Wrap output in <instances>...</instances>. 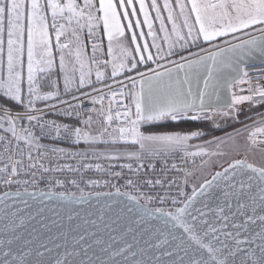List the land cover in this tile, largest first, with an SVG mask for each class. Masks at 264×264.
<instances>
[{"label":"snow or ice","instance_id":"obj_1","mask_svg":"<svg viewBox=\"0 0 264 264\" xmlns=\"http://www.w3.org/2000/svg\"><path fill=\"white\" fill-rule=\"evenodd\" d=\"M133 0H0V53L3 52L4 35L7 36V63L6 66L0 61V99L15 104L18 108L13 111L8 105L0 104V161L4 159L3 153H8L4 167L0 168V179L8 173L13 177V183H19L16 177L20 173L30 176V181L25 183H37L47 181L53 187H61L63 183L71 184L75 187L83 181L86 186H90L94 181L85 179L84 173L92 169V165L87 161L91 159L108 160L107 169L109 175L115 179H123L125 186L139 189L143 183L153 185L152 180H145L141 176L145 163L149 168L154 169L152 160L159 156L183 154L181 158L187 156L201 155L189 151V141L203 135L200 131H193L190 134H164V135H144L140 131L141 123H151L154 121L171 118L191 120H212L216 123V118L238 119V105L249 102L253 106L264 104V84L260 81L264 79V67L256 70L254 75L249 74L247 62L254 60L257 56L264 57V0H164V11L168 12L167 20L172 24V33L176 39L169 43V51L161 55L162 47L155 43L143 48L137 46L131 53L129 59L130 44L127 43V31L134 28H141L137 22L135 26L128 24L127 28L122 25L123 20H129L130 14L125 11L120 15V9L132 7ZM140 13L144 16L143 24L147 25L151 36L153 23L149 12L146 10L145 0H139ZM152 11L156 13L155 20L161 21L160 31H165V25L161 16V9L157 0H152L150 5ZM179 9V17L183 18V25L178 31L177 16L175 10ZM133 11L131 16H136ZM195 17L194 22L192 17ZM103 29V37L108 40V58H103V53L97 56L95 53L100 50V45L95 38L98 30ZM198 26V28H197ZM187 29V34H183V29ZM87 29V39L92 43L93 55L88 58L89 72L85 73V48L84 31ZM240 35H236V34ZM55 36L56 43L53 46L52 36ZM232 36L238 43L232 44L231 40L224 41L225 47L219 44L212 45L217 37ZM241 36L248 37L242 39ZM102 37V38H103ZM101 38V39H102ZM144 38V33L140 36L135 34L131 37L132 44H138ZM207 42L215 51L201 47V51L206 55L195 54L198 59L189 61L201 63L211 60L208 68V77L205 78L204 87L198 92H194L189 77L185 76L183 84L180 81H164L161 79L162 73L155 69H149L154 75L147 77L152 83L145 88L146 74L139 71L140 64L148 61L164 59L166 56L181 55L175 49L187 50L190 47L199 46V41ZM168 42V38H166ZM183 42V43H181ZM191 42V43H189ZM27 47V77H24V61L22 59ZM150 47L157 48V55H148ZM116 49H119L117 53ZM139 54L140 59H135ZM57 55L59 56L60 77L52 79V69ZM74 58V59H73ZM182 59H187L181 55ZM264 63V62H262ZM103 64L104 73L97 71L96 81L103 83L106 79L108 67L111 66V77L115 78L120 73H128L136 70L140 80L128 76L130 87L125 94L130 104L123 105L122 113L113 114L111 103L105 110L103 101L106 94H101L102 89L92 87L91 65ZM234 65H239L238 78L233 82V87L239 84H247L248 95H237L233 91L231 104L213 109L206 106V97L210 95L209 89L212 87L209 81L213 78V72H223L232 70ZM180 69L184 64H177ZM70 69V71H69ZM77 72L79 77L77 80ZM60 78L63 79V94L59 90ZM139 85V88H137ZM184 85H187L185 87ZM86 87H92L96 96L91 92H86ZM110 87V85H105ZM125 87H128L125 85ZM49 89L43 91L42 89ZM77 93L85 98H90L93 107L83 109L73 106L64 96H72L79 99ZM43 104V107L40 106ZM97 104L99 108L95 107ZM66 105V106H64ZM132 106L135 112H132ZM60 115L69 121L58 122L49 120L47 115ZM257 133L261 134V139H257ZM237 135H240L239 130ZM54 140L63 141L77 148L81 144L85 146L80 151H65L63 148H46L42 141ZM231 141V142H230ZM213 143V142H210ZM218 148H227L229 153H239L245 151L259 150L264 153V127L257 128L248 133L247 143L241 145L230 135L228 140L218 139L214 141ZM105 146L104 151H98L101 146ZM219 154V153H218ZM203 155H209L204 152ZM75 160L76 164H60V160ZM48 160V163H45ZM55 164L49 166L52 161ZM125 160L128 163L120 164V171H111L115 165L112 161ZM25 161L27 164L25 165ZM176 167L175 164L172 165ZM96 170L105 171L100 164L95 165ZM127 169V172L124 170ZM232 175H247V180L239 181V188L231 185L233 191L224 192V196L237 195L240 197L251 196L255 202L253 190L249 187V181H258L256 188L259 189L256 195L264 210V164L256 166L249 163L247 159L235 160L234 163L225 168L223 173L217 172L210 181H205L199 185V189L194 187L192 196L185 200L176 197L172 198L175 206L173 212H165L162 209H155V212L164 219L165 228L168 230L172 240L177 242L176 247L185 254L193 253L188 264H264V215L259 216L262 227L257 236L261 243L258 255L255 249L251 248L249 241L248 248L241 247V241L234 239V243L228 242L231 233L225 234V239L221 240L215 235V229L209 226L205 228L193 215L189 209L192 201L197 196H211L210 189L219 178H228L229 170ZM49 173H72L67 175L62 182L59 177L49 176ZM188 173H185L187 175ZM79 176V180L76 176ZM162 181L157 179L156 185ZM175 181L169 182V187ZM7 195V194H6ZM54 193L49 190L47 196L51 198ZM63 198V193L59 194ZM179 196L184 193L180 191ZM82 198V197H81ZM129 200L136 199L128 196ZM161 202L164 198L160 197ZM27 203V201H25ZM183 206H179V205ZM245 204H240L244 208ZM131 211V208H129ZM199 212L200 210L197 209ZM223 212V208H220ZM152 210H147L146 214L151 215ZM201 215L204 213L201 212ZM255 223L251 217L245 221ZM23 223V222H21ZM174 230H182L176 232ZM84 239L83 236L80 237ZM207 241V242H206ZM215 241V243L213 242ZM11 244V241H9ZM91 247V246H89ZM45 249V251H41ZM50 252L46 245L41 243L38 248L32 250L35 260L28 259L29 253L21 252L19 259L13 254V250L4 252V261L0 264H9L8 257H11V264H53V262L43 259L45 252ZM107 253V249L104 250ZM87 256V250L84 253ZM66 256L73 255L65 250ZM228 257H231L229 259ZM98 264L105 262L97 258ZM55 264H69L67 259H55ZM73 264L75 262L73 261ZM81 264H84L81 261ZM87 264H93L89 257ZM111 264H115L114 261ZM183 264V261L181 262Z\"/></svg>","mask_w":264,"mask_h":264},{"label":"water","instance_id":"obj_2","mask_svg":"<svg viewBox=\"0 0 264 264\" xmlns=\"http://www.w3.org/2000/svg\"><path fill=\"white\" fill-rule=\"evenodd\" d=\"M235 160L244 159H232L201 184L212 180L217 172L223 173ZM241 179L247 180V175L233 176L230 169L228 178L222 177L214 182L209 190L211 196L198 195L189 211L197 216L201 224L207 221L203 226L214 228L215 235L221 240L225 239L226 233H231L233 235L227 238L230 244L234 243V239H239L241 247L248 248V242L251 241V248L258 255L257 245L261 241L257 233L262 227L259 216L264 215L259 196L256 195L259 191L256 188L258 181L255 178L249 181L255 202L251 196H224L225 191H233L231 185L238 189ZM47 193L38 190H8L0 193V261L5 260L3 253L10 249L17 259L21 252H27L28 259L34 261L36 258L32 250L41 243L51 249L45 252L43 259L45 262L51 260L53 264L57 258L67 259L69 264H73V261L75 264H81V261L87 264L89 257L93 264H98L97 258L105 264H111L112 261L115 264H181L182 261L188 264L193 255L191 252L185 254L176 247L177 242L172 240L165 228L166 218H161L154 210L151 215H147L149 208L138 199L129 200V195L125 193H63V198L60 193H54L49 198ZM240 204L246 206L240 208ZM221 207L223 212L220 211ZM250 217L255 223L250 221L245 224ZM65 250L73 255L66 256ZM7 259L11 264V257Z\"/></svg>","mask_w":264,"mask_h":264},{"label":"built area","instance_id":"obj_3","mask_svg":"<svg viewBox=\"0 0 264 264\" xmlns=\"http://www.w3.org/2000/svg\"><path fill=\"white\" fill-rule=\"evenodd\" d=\"M101 34L98 33L97 37L95 38V41L97 44L100 45V50L97 51L95 54L97 56H100L101 53H103V58L107 59V46H106V38L103 37ZM102 38V39H101ZM86 51L89 53V57L93 55L92 50V43L86 39ZM92 69L97 71H100L101 73L105 72V69L103 67V64L97 66L96 64L91 65ZM262 67H264V63L257 62V63H251L247 64V68L249 70L250 75H254L256 70H260ZM149 72V71H147ZM107 73H109L108 81L97 87V89H102L101 94H106L107 98L103 101V105L105 110L108 109L109 104L111 103V107L113 109V114L116 113H122L124 111L123 105L130 104L131 101L127 97V95H121V91H123L125 94L128 92V89L130 87V81L127 79L128 76L135 77L136 80H139L140 76L138 74L136 75H125L121 78L111 77V66L108 67ZM146 74V73H145ZM234 82V81H233ZM261 84H264V79L260 81ZM105 85H110V87H105ZM127 85L128 87H125ZM247 84H239L235 85L233 87V83L231 84V95H233V91H235V94L237 95H248L249 93L247 91H240V89H247ZM60 92L63 94V90L60 89ZM92 96H96L98 93L91 91ZM77 96L79 99H73L72 96H64V99L69 101L73 106H79L83 109H88L93 107L91 99L85 98L84 96H80L79 93H77ZM1 104V103H0ZM41 107H43V104H40ZM66 106V105H64ZM10 107V106H9ZM95 107L99 108L100 105L97 104ZM238 109L241 111H247L252 109H258L264 107V104H259L256 106H253L249 102H244L239 104ZM14 112L18 110L17 107H10ZM216 109V108H213ZM132 112H135L134 106H132ZM49 120H57L58 122H74L69 121L65 117L60 115H47L45 117ZM221 118V117H217ZM171 119V118H169ZM172 120V119H171ZM180 120H191V119H185V118H179L177 120L173 121H180ZM238 120V119H237ZM201 122H210L212 120H196ZM0 134H3L0 132ZM257 139H261V134L257 133ZM42 144L46 148L51 147H57V148H63L65 151H80L84 150L85 146L81 144L79 148L64 143L63 141H54V140H44L42 141ZM103 146V145H101ZM260 147H264V145H261ZM98 151H103L101 149H97ZM190 152L193 153H201V155H195V156H187L184 158H181L183 154H175V155H168V156H159L152 160V164L154 165V169L149 168L148 164L145 163L144 169L141 172V176L145 180H152L153 185H149L147 183H143L139 186V189L136 188H130L125 186V181L123 179H115L114 177L109 175V170L107 169V166L109 164L108 160H96L91 159L87 161L89 164H91L93 167L91 170L84 173L85 179L90 178L94 183H92L90 186H86V184L81 181L79 183L78 187H75L68 183H63V186L61 187H53L52 185H49L47 181H39L37 183H25V181H30V176L25 175L24 173H20L16 179L19 180V183H13V177L10 175L11 168H8V173L4 174L2 179H0V193L8 190H14V191H20V190H38V191H44L49 192L51 190L53 193H69V194H76V195H84V194H90V193H96V192H105V191H120L122 193H125L129 196H133L136 199L143 202L149 209L154 210L155 209H162L163 211H174L175 206L172 204V198L176 197L180 200H185L188 197L192 196L194 187L197 189L198 186L201 184L202 179L200 177V174L203 170V167L205 164L210 160L213 153L205 150V149H197V148H189ZM0 152H2V149H0ZM204 152L209 153V155H203ZM253 154H261L264 155V153L260 152L259 150H253L251 151ZM7 155L8 153L4 152L3 156L4 159L0 161V168L4 167L7 161ZM45 163H48V160H45ZM56 161H52L49 166H52L55 164ZM60 164L69 163V164H76L77 161L75 160H60ZM115 167L111 169V171L119 172L121 169L119 167L120 164L128 163V161L120 160V161H112L111 162ZM27 164V161H25V165ZM96 164H100L103 168H105V171H98L95 168ZM175 164L176 167L173 168L172 165ZM127 172V169L124 170ZM185 173H188L185 175ZM49 176H55L59 177L60 180L63 182L64 177L67 175H73L72 173H49L47 174ZM76 178L79 180V176L77 175ZM157 179H160L162 181L161 184L156 185L155 181ZM175 181L169 187V182ZM182 191L184 193L183 196H179L178 193ZM160 197H163L164 200L161 202ZM179 206H182L179 205Z\"/></svg>","mask_w":264,"mask_h":264},{"label":"crops","instance_id":"obj_4","mask_svg":"<svg viewBox=\"0 0 264 264\" xmlns=\"http://www.w3.org/2000/svg\"><path fill=\"white\" fill-rule=\"evenodd\" d=\"M115 3H119V0H114ZM126 3V0H125ZM172 3V2H170ZM174 3V2H173ZM164 5V3H162ZM145 5H146V10L149 12V16L152 18V23L153 26L157 24V20H155L156 13L151 10L150 5L151 3L148 0H145ZM162 9V7H160ZM120 15L122 16L125 11H127L130 14V19L129 20H123L122 25L127 28L128 24H132L135 26L137 22H139L142 27L141 28H134L133 31H127L128 35V41L130 42V46L132 50H134L137 46L143 48L145 44L151 46L149 43V38L148 36L146 37V33L149 32V29L147 25L143 24L144 21V16L143 14L140 13V5H139V0H133V5L132 7H128L125 9H120ZM135 11L137 13L136 16H131V13ZM177 17H179V9H176ZM181 17H179L180 19ZM182 19V24H183V18ZM195 17H192V21L194 22ZM177 27L179 28L178 30L181 29L182 25L178 24ZM198 28V26H197ZM141 32L144 33V38L140 39L138 41V44H132L131 43V37L132 35L140 36ZM183 34H187V29H183ZM236 35H240L239 33ZM106 38V37H105ZM242 39H248V37L241 36ZM148 39V40H147ZM107 40V38H106ZM231 40L232 44L238 43L237 40H233L232 36H226V37H217L216 40L212 42V45L219 44L221 47H225L224 41ZM183 43V42H182ZM191 43V42H189ZM201 47L209 49L210 51H215L216 49L214 47H210L209 44L201 38L199 41V46H194L190 47L187 50L180 49L179 46L176 47L175 51L181 53L183 57H186L187 59H182L181 55H177L176 58H173L172 62L170 63H164L162 64V61L164 59H159L154 61H148L146 64H140L139 67L141 70L144 71H149V69H155L156 72L162 73L161 79L164 81H172L175 83L176 81H180L182 84L184 82L185 76L189 77V83L191 84V87L194 92H198L201 88L204 87V81L205 78L208 77V68L209 65H211L212 61L211 60H205L199 64L197 63H192L189 64V61H194L198 59V57L195 55L199 53L200 56L206 55L205 52L201 51ZM143 55L145 58L148 55L156 56L157 52L155 51L154 47H150L149 52H144ZM136 59H140V55L137 54ZM257 62H264V57L257 56L254 60H249L247 64L251 63H257ZM150 63L149 67H146L147 64ZM177 64H184L185 67L183 69H180ZM154 74L152 72L146 73V78H145V88L147 89L149 83H152L147 77H151ZM239 75V65H234L232 70H227L223 72H213V78L209 81L210 87L209 92L210 95L206 97V106L211 107V108H219L221 106H227L231 104L232 100V95H231V84L233 81H235L238 78ZM140 80V78H139ZM138 80V81H139ZM187 87V85H184ZM137 88H139V85H137ZM261 111L259 110L258 114H260ZM264 119V113L262 115L257 116L253 120L246 122L239 127L245 126V124H250L252 122H256L259 120Z\"/></svg>","mask_w":264,"mask_h":264},{"label":"rangeland","instance_id":"obj_5","mask_svg":"<svg viewBox=\"0 0 264 264\" xmlns=\"http://www.w3.org/2000/svg\"><path fill=\"white\" fill-rule=\"evenodd\" d=\"M150 3H152V0H148ZM169 2H174V0H169ZM157 3H158V6L159 7H162L161 9V16H162V20H163V23L165 25V31L164 32H161L160 31V27H161V21H157V24H155L153 26V29H152V35L149 36L148 35V32L145 34L146 37L148 36L149 38V43L151 45H153V43H155L157 46H161L162 47V52H161V55H163L164 53H167L169 51V43H171L172 41H174L176 39V36L175 34L172 33V24L168 22L167 20V17H168V12L167 11H164V8H163V4L164 3V0H157ZM175 13H176V10H175ZM177 16V15H176ZM177 25L178 24H182V19L179 17L177 18V21H176ZM177 29H179L177 27ZM179 31V30H178ZM98 33L101 34L103 36V29H102V26L101 28L98 30ZM127 38H128V35H127ZM166 38H168V42H166ZM4 39V44H3V52L0 53V61L3 62V64L6 66V63H7V36H6V33L3 37ZM86 39H87V29H85L84 31V42H86ZM129 39V38H128ZM127 39V43L130 44V42L128 41ZM148 40V39H147ZM107 44V49H108V40H106ZM56 43V40H55V36L53 35L52 36V44L53 46L55 45ZM182 43V42H181ZM155 51L157 52V48L154 47ZM117 53L119 52V49H116ZM132 48L130 46L129 48V59L132 58ZM178 51V50H176ZM177 55H171V56H166L164 58V60L162 61V64L164 63H170L172 62L173 58H176ZM89 57V53L86 51L85 49V67H84V71L85 73H88L89 72V66H88V60ZM23 61H24V77L26 79L27 77V47H26V43H25V51H24V55L22 57ZM74 59V58H73ZM136 59V57H135ZM70 71V69H69ZM91 71V76H90V79L92 81V87H99L100 85H102L103 83H105L106 81H108V76H109V73H106V79H104L103 83H99L96 81V71L92 69H90ZM140 72L142 73H148L147 71H144V70H139ZM137 74V71L136 70H132L131 72H128V73H120L117 77L118 78H121L125 75H136ZM52 79L53 80H56L58 77H60V73H59V56L57 55L56 57V60H55V64H54V67L52 69ZM78 77H79V72H77V80H78ZM92 87H86L84 89V91H91L92 90ZM59 88L63 89V79L60 78V83H59ZM43 91H48L49 89L45 88V89H42ZM1 103V102H0ZM259 110L261 111L259 115H262L264 113V107L262 108H259ZM242 112V111H241ZM239 113H240V110H239ZM237 119H231V118H228V119H225V118H216V123L214 124L213 121H210L209 124L215 126V127H225L226 125H229L233 122H236ZM142 123L140 124V131L144 134V135H164V134H169V133H144L142 131ZM261 127H264V119L263 120H259V121H256V122H252L250 124H245V126L243 127H237V128H234L230 131H227V132H224L220 135H216L214 137H211V138H206V139H196V138H193L191 139L188 143L190 145L191 148H197V149H205L211 153H213V155L211 156L210 160L205 164V166L203 167V170L200 174V177L203 180H205L206 178H208L216 169H219L221 167H223L225 164H227L229 161H231L232 159H237V158H241V159H247L248 161H251L253 162L254 164L260 166L261 164H264V155H261V154H253L251 153V151H245V150H241L239 153H229L227 148H218L216 146V144L214 143V141L218 140V139H224V140H228V137L231 135L234 140L236 142H238L239 144L241 145H245L247 143V137H248V133L257 129V128H261ZM239 130L240 132V135H237V131ZM210 142H213V143H210ZM231 142V141H230ZM98 149H101V150H105V146H100ZM219 153V154H218Z\"/></svg>","mask_w":264,"mask_h":264},{"label":"trees","instance_id":"obj_6","mask_svg":"<svg viewBox=\"0 0 264 264\" xmlns=\"http://www.w3.org/2000/svg\"><path fill=\"white\" fill-rule=\"evenodd\" d=\"M127 35V32H126ZM150 63L146 65L149 67ZM141 68L139 67V70ZM1 104H6L10 107H17L15 104L0 99ZM259 108L252 109L247 111H242L238 113V120L233 122L225 127H215L209 122H201V121H194V120H180V121H173L171 119H164L159 121H154L151 123H142V131L144 133H180V134H190L193 131H200L203 135L196 137V139H206L211 138L216 135H220L224 132L230 131L234 128L239 127L240 125L249 122L258 116Z\"/></svg>","mask_w":264,"mask_h":264}]
</instances>
